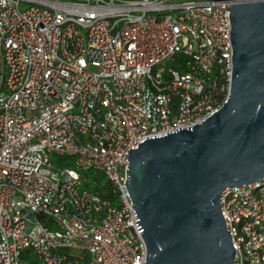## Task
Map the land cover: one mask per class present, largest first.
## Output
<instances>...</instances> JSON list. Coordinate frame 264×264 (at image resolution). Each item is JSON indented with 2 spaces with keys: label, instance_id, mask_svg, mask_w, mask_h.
<instances>
[{
  "label": "built area",
  "instance_id": "obj_1",
  "mask_svg": "<svg viewBox=\"0 0 264 264\" xmlns=\"http://www.w3.org/2000/svg\"><path fill=\"white\" fill-rule=\"evenodd\" d=\"M230 8L0 0V264H144L126 155L221 109ZM219 204L234 264H264V179Z\"/></svg>",
  "mask_w": 264,
  "mask_h": 264
},
{
  "label": "water",
  "instance_id": "obj_2",
  "mask_svg": "<svg viewBox=\"0 0 264 264\" xmlns=\"http://www.w3.org/2000/svg\"><path fill=\"white\" fill-rule=\"evenodd\" d=\"M228 97L189 129L144 139L126 155L125 183L144 264H234L222 192L264 179V0H226Z\"/></svg>",
  "mask_w": 264,
  "mask_h": 264
},
{
  "label": "trees",
  "instance_id": "obj_3",
  "mask_svg": "<svg viewBox=\"0 0 264 264\" xmlns=\"http://www.w3.org/2000/svg\"><path fill=\"white\" fill-rule=\"evenodd\" d=\"M185 60V57L182 56V55H177L175 58H174V62H171L169 65L171 66H174L176 69L180 70L178 67L180 65L181 62H183ZM59 162H65L64 159L60 160ZM67 164V163H66ZM102 179H100L101 181ZM103 183V182H102ZM108 191H109V185L106 184L105 185V188H103V194L107 195L108 194ZM31 264H38L36 263L35 261H32Z\"/></svg>",
  "mask_w": 264,
  "mask_h": 264
},
{
  "label": "rangeland",
  "instance_id": "obj_4",
  "mask_svg": "<svg viewBox=\"0 0 264 264\" xmlns=\"http://www.w3.org/2000/svg\"><path fill=\"white\" fill-rule=\"evenodd\" d=\"M75 255H78L77 253H74Z\"/></svg>",
  "mask_w": 264,
  "mask_h": 264
}]
</instances>
